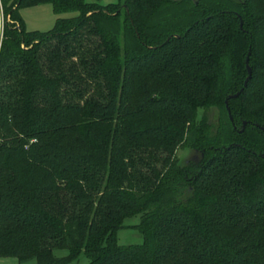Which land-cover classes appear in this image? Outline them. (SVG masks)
I'll return each mask as SVG.
<instances>
[{"label": "trees", "instance_id": "16d2710c", "mask_svg": "<svg viewBox=\"0 0 264 264\" xmlns=\"http://www.w3.org/2000/svg\"><path fill=\"white\" fill-rule=\"evenodd\" d=\"M101 1L0 0V260L264 264V0Z\"/></svg>", "mask_w": 264, "mask_h": 264}, {"label": "rangeland", "instance_id": "374dc122", "mask_svg": "<svg viewBox=\"0 0 264 264\" xmlns=\"http://www.w3.org/2000/svg\"><path fill=\"white\" fill-rule=\"evenodd\" d=\"M87 2H94V0H86ZM118 0H102L103 5L116 3ZM21 16L26 24L28 31H41L47 32L52 30L58 19L74 18L79 15L78 12H67L63 14H56L50 4H45L37 7L24 8L20 11ZM4 29V16L0 5V42L3 36ZM203 112H200V117ZM209 121L213 125L212 133L215 134L218 130V111L212 110L209 113ZM178 162L181 166H186L189 163H202L204 159L203 153L193 150L191 148L179 149L177 152ZM141 222V216L128 218L124 222L125 228L118 233L119 244L122 246L140 245L144 239L139 230L135 226ZM58 257L67 255V251H56ZM90 260L82 254L81 257L72 264H89ZM0 264H19L16 258H8L0 260Z\"/></svg>", "mask_w": 264, "mask_h": 264}, {"label": "water", "instance_id": "95a60500", "mask_svg": "<svg viewBox=\"0 0 264 264\" xmlns=\"http://www.w3.org/2000/svg\"><path fill=\"white\" fill-rule=\"evenodd\" d=\"M175 1H182V0H175ZM195 2H196V4H198V1L197 0H194ZM247 84V83H246ZM246 86V85H245ZM241 92L242 91H240L237 95H235V96H233V97H231V98H237L238 96H240V94H241ZM229 100V99H228ZM228 100L226 101V104H227V109H228V111H229V108H228ZM229 115H230V120L232 121V123H233V118H232V116H231V114H230V111H229ZM246 126V123L244 124V127Z\"/></svg>", "mask_w": 264, "mask_h": 264}]
</instances>
